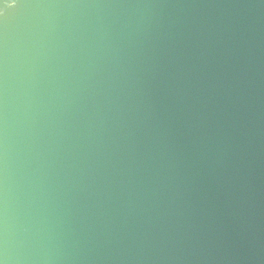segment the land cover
<instances>
[{
    "label": "water",
    "instance_id": "95a60500",
    "mask_svg": "<svg viewBox=\"0 0 264 264\" xmlns=\"http://www.w3.org/2000/svg\"><path fill=\"white\" fill-rule=\"evenodd\" d=\"M0 264H264V0H0Z\"/></svg>",
    "mask_w": 264,
    "mask_h": 264
}]
</instances>
